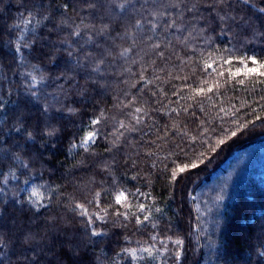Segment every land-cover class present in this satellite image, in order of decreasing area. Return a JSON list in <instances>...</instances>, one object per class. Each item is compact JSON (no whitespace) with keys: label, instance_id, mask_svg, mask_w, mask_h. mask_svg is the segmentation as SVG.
<instances>
[{"label":"trees","instance_id":"1","mask_svg":"<svg viewBox=\"0 0 264 264\" xmlns=\"http://www.w3.org/2000/svg\"><path fill=\"white\" fill-rule=\"evenodd\" d=\"M261 64L264 0H0V264H264Z\"/></svg>","mask_w":264,"mask_h":264},{"label":"snow or ice","instance_id":"2","mask_svg":"<svg viewBox=\"0 0 264 264\" xmlns=\"http://www.w3.org/2000/svg\"><path fill=\"white\" fill-rule=\"evenodd\" d=\"M252 62H253V63H256L257 61L255 60V58H252ZM260 67H261V68H264V64H261ZM248 71H249V72H255L256 69L253 68V69H249ZM261 75H264V73H261ZM94 135H95L94 133L89 134V139H91ZM183 170H184V169L182 168L181 171H183ZM118 200H119V198H118ZM145 219H146V217H145Z\"/></svg>","mask_w":264,"mask_h":264},{"label":"rangeland","instance_id":"3","mask_svg":"<svg viewBox=\"0 0 264 264\" xmlns=\"http://www.w3.org/2000/svg\"><path fill=\"white\" fill-rule=\"evenodd\" d=\"M104 66L106 67L105 73H107V70L109 72H111V66L110 65L108 66L107 64L104 63ZM114 69H115V66H114ZM92 140H93V137L91 139H89V135H88L87 139H86V144L91 143Z\"/></svg>","mask_w":264,"mask_h":264}]
</instances>
